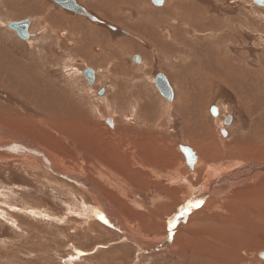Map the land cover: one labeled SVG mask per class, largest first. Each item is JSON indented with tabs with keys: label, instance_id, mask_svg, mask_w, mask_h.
<instances>
[{
	"label": "rangeland",
	"instance_id": "1",
	"mask_svg": "<svg viewBox=\"0 0 264 264\" xmlns=\"http://www.w3.org/2000/svg\"><path fill=\"white\" fill-rule=\"evenodd\" d=\"M77 2L99 22L51 0H0V129L31 137L36 127L66 147V137L91 145L97 133L117 157L115 180L130 185L127 195L110 187L115 195L102 191L104 198L124 214L135 237L157 249L144 251L126 239L102 220L99 208L91 212L94 221H86L97 195L70 177H85L75 149L63 156L71 171L53 174L44 166L43 146L38 157L24 141L1 134L12 142L0 151L17 157L0 155V264H264L258 256L264 250V169L255 166L264 163V8L252 0H165L161 7L152 0ZM29 18L35 35L23 41L7 25ZM87 68L96 72L94 86L83 76ZM158 74L173 87L172 102L156 88ZM179 145L195 148L198 170V164L188 168ZM234 161L241 164L208 178V192L192 193L207 169ZM243 164L257 168L242 181L251 190L229 174ZM207 230L222 241L210 244L220 255L188 256Z\"/></svg>",
	"mask_w": 264,
	"mask_h": 264
},
{
	"label": "bare ground",
	"instance_id": "2",
	"mask_svg": "<svg viewBox=\"0 0 264 264\" xmlns=\"http://www.w3.org/2000/svg\"><path fill=\"white\" fill-rule=\"evenodd\" d=\"M165 1V0H164ZM128 34V33H127ZM6 47V46H5ZM178 47V46H177ZM178 51V50H177ZM8 53V52H7ZM11 56V55H10ZM14 59V58H13ZM4 60H5V58H4ZM19 66V65H18ZM21 66V65H20ZM13 67V66H12ZM15 67V66H14ZM21 69V68H20ZM14 70V69H13ZM33 70V69H32ZM16 72H17V70H16ZM19 73V72H18ZM84 76V75H83ZM85 78V77H84ZM86 79V78H85ZM46 82V81H45ZM34 83V82H33ZM45 84V83H44ZM41 87V86H40ZM118 87V86H117ZM62 88V87H61ZM119 88V87H118ZM48 90V89H47ZM37 91H38V89H37ZM58 91V90H57ZM47 92V91H46ZM53 93V92H52ZM121 93V92H120ZM18 95V94H17ZM41 95V94H40ZM51 95V94H50ZM141 95V94H140ZM24 97V96H23ZM143 97V96H142ZM32 98V97H31ZM23 99V98H22ZM54 100V99H53ZM144 102V101H143ZM118 104V103H117ZM58 106V105H57ZM137 106H138V108H140V103H139V105L137 104ZM143 106V105H142ZM164 106V105H163ZM141 109V108H140ZM134 113L136 114L137 113V107H135V109H134ZM60 115V114H59ZM136 116V115H135ZM61 117V116H60ZM67 117V116H66ZM143 117V116H142ZM147 117V116H146ZM56 118H58V117H56ZM72 118V117H71ZM135 118V117H134ZM145 118V117H144ZM64 119V118H63ZM147 119V118H146ZM57 121V120H56ZM59 121V120H58ZM144 121V120H143ZM30 122V121H29ZM63 122V121H62ZM55 123V122H54ZM57 123V122H56ZM59 124V123H58ZM57 124V126H59V128H61L60 127V125H58ZM29 125V124H28ZM52 125V124H51ZM3 126V128L2 129H0V135L1 134H5L8 138H12L13 140L14 139H16V140H18V141H24V144H28L27 145V149H31V152H32V154L33 153H37L38 155V157H40V156H42V150H43V148H41V147H39L38 145H40V146H43L44 148H45V152H46V155H47V157H43L42 158V160L45 162V164H44V166H46L48 169H49V172H51V173H53V174H57V172L59 173V175H67L66 173L67 172H63L62 171V168H63V170L65 169V170H67V171H71L70 169H69V167L68 166H66L65 164H64V162H65V158H63V156H70V155H72V149H75L77 152H76V155H73V156H75L76 157V159H79V166L81 167V172L83 173V175L85 176L84 178H80V177H78V176H74V174H72L70 177H74L78 182H80L83 186L85 185V187L86 188H88L89 189V191L90 192H92L94 195H97V205L96 206H94V207H92V208H90V209H88L86 212H85V215H87V218H86V221H88V222H91V221H94V218L93 217H95V215H96V213H91L93 210L95 211L96 210V208L98 209V210H100V211H102L103 212V215H104V217H103V221H107V223H109L110 225H112V227H114V228H117V230H119L120 232H122L125 236V238L126 239H128V240H130V241H134L142 250H144V251H148L149 249L148 248H150V247H153L154 249H157V245L156 244H150V243H148V242H144V241H142V240H140L139 239V237H135V233H133V231H132V229L130 228V227H128V224H127V222L125 221V219H124V217H123V215L124 214H121V213H119L120 211H118L109 201H108V199L106 200L105 198H104V196H103V192L102 191H105V192H107L106 194H108V196L109 195H115L114 193H112V191H111V188L110 187H112L116 192H117V194L119 193V194H121V195H127V193H129V187H130V185H128L127 183V181H122V183H123V185H120L116 180H115V176H117V174H118V169H117V167H116V160H117V157H116V155H115V153H114V151H113V149L111 150V149H109L106 145H105V147H104V144L103 143H100L99 144V142H98V134L96 133L95 134V139L93 140V143L91 144V145H88L87 144V139H85V142L83 141V139H82V142L81 141H79V140H76L77 141V143H80L81 145H78V146H76L77 144H75L72 140H70L69 141V139H68V137H66V138H64V140H65V142L68 144V146L66 147L65 145H64V143L61 145V144H57V143H59V142H57V141H52V140H50L49 138H51V136H50V134H41L40 135V133L38 132V131H36V127L34 128H32V130H34V132L33 131H31L32 132V136L31 137H34V138H36V137H39L40 136V139H42L41 140V142H38V140H37V138H36V140L37 141H35L34 140V138H32L31 139V137H24V136H22V135H19V134H17V133H14V132H16V131H11V130H9V129H7V128H4V126L5 125H2ZM31 126V125H30ZM70 126V125H69ZM71 127V126H70ZM70 127H69V129H70ZM48 128V130H50V131H53V129L52 128H49V127H47ZM67 128V127H66ZM72 128V127H71ZM25 130V129H24ZM25 132H26V134H27V132L28 131H26L25 130ZM96 132V131H95ZM223 132L224 131H221V134L223 135V137L225 138V135L223 134ZM29 133V132H28ZM68 133H70V135L71 136H76L75 134H78V133H76V131H75V133L74 134H72V132H68ZM28 135V134H27ZM41 136H42V138H41ZM100 136V135H99ZM226 136H227V134H226ZM78 137V136H77ZM71 139V138H70ZM112 139V138H111ZM130 139V138H129ZM128 139V140H129ZM16 140H15V142H16ZM29 140H32V141H34V142H31V141H29ZM81 140V139H80ZM4 141V140H3ZM3 141L2 140H0V149H1V147H2V149L4 148L3 146H5L6 144L7 145H9V144H11L10 142H12V141H6V139H5V141H4V143H3ZM26 141V142H25ZM132 141V140H131ZM138 141V140H137ZM140 141V140H139ZM7 142V143H6ZM98 142V143H97ZM133 142V141H132ZM142 142V144H144V142L143 141H140V142H137L138 144H140ZM30 143V144H29ZM60 143H62V142H60ZM32 144V145H31ZM52 144H54L55 146H53ZM138 144H135V146H138ZM160 144V143H159ZM13 145V144H12ZM12 145H10L11 147H12ZM83 145H86L87 147H84ZM15 146V145H14ZM82 147L83 146V149H79V147ZM142 146V145H141ZM146 146V145H145ZM180 146L181 145H179V147H178V149H179V151L181 152V150H180ZM183 146H186V145H183ZM7 147V146H6ZM10 147V148H11ZM25 147V146H24ZM69 147V148H68ZM143 147V146H142ZM187 147H189V146H187ZM18 148V147H17ZM112 148V147H111ZM191 148V147H190ZM42 149V150H41ZM162 149V148H161ZM192 149V148H191ZM194 150H195V148H193ZM192 149V150H193ZM17 150V149H16ZM20 150V149H19ZM115 150V149H114ZM193 150V151H194ZM200 150V149H199ZM199 150L197 149V151L199 152ZM229 150V149H228ZM248 150V149H247ZM230 151V150H229ZM6 152V151H5ZM11 152V151H10ZM13 152V151H12ZM11 152V153H12ZM195 152V151H194ZM207 152V151H206ZM26 153V152H25ZM182 153V152H181ZM20 154H24L23 152L21 153L20 152ZM183 154V153H182ZM195 154H196V152H195ZM0 155H1V157L4 155V157L3 158H7V159H10L11 157L14 159V158H16L17 156H13V155H11V154H6V153H2L1 151H0ZM27 155V154H26ZM35 155V154H34ZM25 156V155H24ZM36 156V155H35ZM184 156V155H183ZM196 156H197V154H196ZM228 156V155H227ZM26 157H28V156H26ZM26 157H24V160H29V158H26ZM33 157V156H32ZM199 156H197V162H196V164H198L197 166H196V168H197V170L202 166V165H199V158H198ZM23 158V157H22ZM255 158V157H254ZM38 159H40V158H38ZM135 159L137 160V157H135ZM141 159V158H140ZM167 159V158H166ZM184 159H185V156H184ZM12 160V159H11ZM31 160H32V158H31ZM138 160H139V158H138ZM36 161H37V163H39L40 165H42L41 163H40V161H38L37 159H36ZM20 162H22V161H20ZM25 162V161H24ZM56 162V165H54V163ZM185 162H186V159H185ZM25 164V163H24ZM38 164V165H39ZM195 164V165H196ZM241 163H239V161L237 162V161H234V162H228L227 164L225 163V164H222V165H219V166H217V168H209V169H207V171L205 172V174L203 173L202 174V177H201V188H200V190L199 191H192V193H194L195 195L196 194H198V193H203L202 195H204V193H206V192H208L207 190H208V178L211 176V175H213L215 172H219V171H223V168L225 169V168H232L233 166H235V165H240ZM187 165V164H186ZM195 165H194V167H195ZM259 165V166H258ZM31 166H32V164H31ZM241 166H243L240 170H237V171H235V172H232V173H229L231 176H233L234 174H237V175H239L240 177V179H238L239 181H241V183L242 184H244V186H243V188H244V190H246V188H247V190H251L249 187H248V185L246 184V183H243V182H245V181H243V179H245L246 178V176H247V173L248 172H254L255 170H257V168H261V170H263L264 169V163H262V164H259V163H257L255 166H257V168L255 167L254 168V170H253V168H248V166H246V165H241ZM28 167V166H27ZM194 167H193V169H194ZM189 168V167H188ZM249 169H252V171L251 170H249ZM260 170V171H261ZM228 171V170H227ZM226 171V172H227ZM71 173H69V175H70ZM254 174V173H253ZM248 175H249V173H248ZM259 175V174H258ZM126 176H127V174H126ZM179 176V175H178ZM256 176V175H255ZM255 176H253V177H255ZM88 177V178H87ZM97 177V178H96ZM248 177V176H247ZM87 178V179H86ZM234 178V177H233ZM181 180H183L184 178H180ZM180 179L178 178V179H176V180H178V181H180ZM242 179V180H241ZM251 179V178H250ZM246 180V179H245ZM61 181V180H60ZM118 181H120V180H118ZM173 181V180H172ZM232 181V180H231ZM235 181V180H234ZM233 181V182H234ZM239 181H237V182H239ZM243 181V182H242ZM100 182H102L103 184H106V186H103L102 187V189H101V185H102V183L100 184V185H98V183H100ZM232 182V183H233ZM236 182V181H235ZM249 182V181H248ZM256 182V181H255ZM200 183V182H199ZM210 183V182H209ZM254 183V182H253ZM258 183V182H257ZM65 184V183H64ZM223 184V183H222ZM235 184V183H234ZM233 184V185H234ZM240 184V183H239ZM239 184H237L238 185V188L240 189L241 187H239ZM242 184H240L241 186H242ZM67 185V184H66ZM115 185H118V188H119V192L115 189ZM250 185H251V183H250ZM69 186V185H68ZM122 186V187H121ZM161 186V185H160ZM216 186V185H215ZM224 186V185H223ZM235 186V185H234ZM234 186H232L233 187V189H234ZM137 187V186H136ZM191 187V186H190ZM237 187V186H236ZM86 188H85V190H86ZM138 188V187H137ZM146 188V187H145ZM144 188V191L145 190H147V189H145ZM224 187H221V190L220 191H222V189H223ZM139 189V188H138ZM232 189V188H231ZM211 190V189H210ZM242 190V189H241ZM142 191V190H141ZM226 191V190H225ZM238 191V190H237ZM90 192H88L90 195H93L92 193H90ZM147 192V191H146ZM252 192V191H251ZM222 193V192H221ZM191 194V193H190ZM120 195V196H121ZM232 195V194H231ZM248 197V196H247ZM247 197H244L243 196V199H246ZM260 197V196H259ZM196 197H194V199H195ZM229 198V197H228ZM233 198V197H232ZM193 199V200H194ZM259 199V198H258ZM257 199V200H258ZM197 201L199 200V198L198 199H196ZM229 200V199H228ZM234 200V199H233ZM113 201V200H112ZM205 201V200H204ZM203 201V202H204ZM236 201V200H235ZM264 201V200H263ZM194 202V201H193ZM237 202V201H236ZM195 203V202H194ZM191 204V203H190ZM195 205H197V204H195ZM207 205V204H206ZM83 206V205H82ZM188 206H189V204H188ZM187 206V207H188ZM191 206H193V205H191ZM190 207V206H189ZM118 209H119V207H118ZM185 209H187V208H184V211H185ZM84 210V209H83ZM126 212V211H125ZM80 214V213H79ZM136 214V213H135ZM127 216V215H126ZM130 216V215H129ZM137 219V218H136ZM130 221V220H129ZM136 221V220H135ZM139 220H137V222H138ZM156 222V221H155ZM165 223V222H164ZM96 224V223H95ZM156 225H154L153 223H151V225H150V229L151 230H154V232H160V233H163V227H160V228H158L157 226L155 227ZM102 228V227H101ZM125 228H129L130 229V231H125L124 229ZM140 228V227H139ZM201 229V228H200ZM102 230H103V228H102ZM135 230V229H134ZM208 231V233H206V232H203V233H201V237L202 238H200L201 239V242L199 241V243H201V244H198L197 245V249H196V251L194 252V249H192L191 247L193 246V244H192V246L190 247L191 248V250L189 249L188 250V252H187V255L189 256L190 254H194L195 253V255H199V256H202V255H207L208 257H210V258H212V257H217V256H219L220 255V253H219V250L214 246V248H211V246H210V244L211 245H213V242L214 243H218V244H222V241L221 240H219V241H217L216 239H214L211 235H212V232L211 231H209V230H207ZM217 231V230H216ZM215 231V232H216ZM219 231V230H218ZM140 231H138L137 230V235L138 234H140L139 233ZM209 232H211V233H209ZM214 234V233H213ZM215 235H217V234H215ZM214 235V236H215ZM165 237V236H164ZM170 237H171V235H170ZM169 237V238H170ZM196 239V238H195ZM167 242V244L169 243V242H171V239L168 241H166ZM159 245V244H158ZM167 246V245H166ZM161 247V246H160ZM164 247H165V244H164ZM148 249V250H147ZM151 250V249H150ZM264 251V250H263ZM263 251H261V252H263ZM260 252V253H261ZM197 253H200V254H197ZM259 253V254H260ZM259 254H258V256H259ZM219 259H222L221 258V256L219 257ZM73 263V262H72Z\"/></svg>",
	"mask_w": 264,
	"mask_h": 264
},
{
	"label": "water",
	"instance_id": "3",
	"mask_svg": "<svg viewBox=\"0 0 264 264\" xmlns=\"http://www.w3.org/2000/svg\"><path fill=\"white\" fill-rule=\"evenodd\" d=\"M51 1L54 2L56 5L60 6L64 10L70 11L79 16L86 17L92 22H99V18H97L92 13H90L84 6L79 4L77 0H51ZM252 2L257 6L264 8V0H252ZM152 3L157 7H161L164 4V0H152ZM30 25H31V19L29 18V19H25L21 21H12L8 23L7 27L11 29L12 31H14L21 40L27 41L30 38L34 37L35 35V34L30 33L29 31ZM110 28H112L113 30H117V27L113 25H111ZM123 33L127 34V32L125 31H123ZM133 61L136 63H140L141 57L135 56L133 58ZM83 75L86 78V81L88 82V84L90 86H94L95 80H96L95 70L91 68H87L86 70H84ZM155 85L159 93L165 99H167L170 102L174 100L175 94H174L173 87L171 86L169 80L164 74L157 75L155 79ZM103 94H104V88L98 92V96H101ZM211 113L213 115H217V108L212 107ZM107 121L111 126H113V122L111 121V119H108ZM225 124L229 125L230 121H227ZM221 131H224L223 134L226 137L227 132L224 129H222ZM180 150L185 156L187 166L190 169H193L194 165L197 162V156L195 152L190 147L183 146V145L180 146ZM259 258L264 261V251L259 254ZM64 264H74V263H72V261L70 260H65Z\"/></svg>",
	"mask_w": 264,
	"mask_h": 264
},
{
	"label": "flooded vegetation",
	"instance_id": "4",
	"mask_svg": "<svg viewBox=\"0 0 264 264\" xmlns=\"http://www.w3.org/2000/svg\"><path fill=\"white\" fill-rule=\"evenodd\" d=\"M219 114V113H218ZM231 119H229L228 121H230ZM222 129H224L226 132H227V135H228V128H227V126H224V124H223V126L220 128V133H221V130ZM227 137V136H226Z\"/></svg>",
	"mask_w": 264,
	"mask_h": 264
},
{
	"label": "crops",
	"instance_id": "5",
	"mask_svg": "<svg viewBox=\"0 0 264 264\" xmlns=\"http://www.w3.org/2000/svg\"><path fill=\"white\" fill-rule=\"evenodd\" d=\"M109 224V223H108ZM110 225V224H109ZM111 226V225H110ZM112 227V226H111Z\"/></svg>",
	"mask_w": 264,
	"mask_h": 264
}]
</instances>
